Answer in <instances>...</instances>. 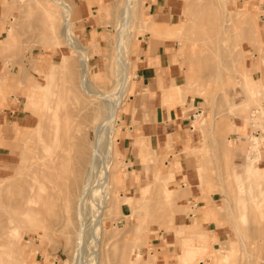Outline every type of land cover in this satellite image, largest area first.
<instances>
[{
	"label": "rangeland",
	"instance_id": "374dc122",
	"mask_svg": "<svg viewBox=\"0 0 264 264\" xmlns=\"http://www.w3.org/2000/svg\"><path fill=\"white\" fill-rule=\"evenodd\" d=\"M66 1L73 7L74 33L90 55V74L94 82L91 91L119 92L116 40L127 0ZM135 3L137 13L130 31L127 30L130 34L125 33L129 42L124 53L130 89L122 91L124 104L115 125L110 197L101 221L104 231L96 232L101 241L96 236L97 239H90L95 232L86 226L89 230L85 229V239L78 240L79 245L76 239L81 227L80 214H86L87 219L83 215L86 225L93 218L87 208L92 204V194L87 193L91 196L86 195L81 210L80 200L84 197L81 198L83 192L79 188L91 167L95 131L105 122L108 113L99 101H92L94 97L81 93L83 63L62 36V10L50 0H0L1 259L16 262L15 258L18 260L20 255V261L23 259L26 264H52L51 255L58 254L64 257V264H89L92 252L101 243L99 264H162L160 258L164 264L170 261L179 264V254L183 257L182 264H220L221 258L227 255H231L229 264H264V216L261 213L264 197L258 191V183L264 188V177H249L242 171L248 154L235 149L237 133L210 135L208 127L203 135L195 130L191 139L193 148L187 150L182 145L184 137L175 138L162 132L159 139L154 129V155L142 164L136 157L132 164L130 157L134 154L130 149L125 150L123 144L126 139L130 144L133 140L122 122L126 114H132V101L137 98L140 106L143 94L149 90L138 88L136 51L156 39V46L169 45L165 51L170 56V65L175 68L169 87L173 85L184 92L170 107L163 103L167 91L161 89V106L167 111L177 109L187 114L186 117L199 110L200 115L192 118L195 119L192 125L204 120L208 123L225 120L232 128L241 126L246 119L249 138H240L246 142L245 146H251L250 153L256 149L255 139L258 138L260 153L249 155L259 157L261 160L256 165L264 168V121L256 120L257 109L264 108V91L251 101L242 74L246 70L255 85L258 82L264 87L260 22V15L264 13L256 8L255 0H167L155 7L152 0H136ZM84 5L89 9L86 14ZM254 19L260 30L258 36L252 25ZM52 21L57 28L54 32L51 31ZM167 26L182 30L166 36ZM51 64L60 66L53 77L58 86L53 84V87L61 100L49 104L52 109L46 118L45 93L35 92L33 86L47 85ZM147 114L149 112L144 113ZM148 119L155 128V116ZM161 143L166 146L164 155L160 154L164 151ZM176 162L175 178L167 183L176 194H172L173 199L169 201L164 194V179L173 172L171 166ZM98 166H102V161ZM235 168L240 173L238 178ZM133 174H139L138 184H132ZM262 200L261 205H255ZM99 206L95 209L100 210ZM191 216H195L191 222L195 220L203 225L202 232L209 239L200 235L199 241H207L208 251L196 249L195 258L188 263L175 237V225L186 224L181 217ZM16 228L20 229V237L14 243L15 258L10 259L2 254L1 245L11 240L10 232ZM231 249L234 252H230Z\"/></svg>",
	"mask_w": 264,
	"mask_h": 264
},
{
	"label": "bare ground",
	"instance_id": "6f19581e",
	"mask_svg": "<svg viewBox=\"0 0 264 264\" xmlns=\"http://www.w3.org/2000/svg\"><path fill=\"white\" fill-rule=\"evenodd\" d=\"M50 1L55 3L62 10V13H63L62 14V16H63L62 36L64 37L66 44L70 48L74 49L78 53L79 58H81L80 61L82 60L81 63H83V65H82V69H81V73H80L81 74V80H80L81 93H83V95L94 97V99L92 101H95V100L97 102L99 101V103H101V105H103V107H104L103 109H105V111L108 113V117L105 120V122L101 126H99L96 129V131H95L96 140H95V144H94V156L92 157V160H91V162H92L91 163V167L87 170V173H86V176H85V179H84V183L82 184L81 189L79 188V190H81L83 192L82 195H81L82 197L81 196L80 197L81 198L84 197L83 199L80 200V202H81L80 203L81 204L80 205L81 206V210L83 209V207L85 205L86 197L87 196L89 197L92 194V201H91L92 204L90 203V206L87 207L88 206L87 205L86 207L89 208L88 210L92 214L93 218H91L89 223H87L88 225H86L85 218L87 219V216H85L86 214L81 213L80 212L81 210L79 211L81 213L80 214V219H79L80 222H81V227H80V230H78L79 233L77 231L79 238L76 239L77 242H78V240L80 242L82 240H84L85 239L84 238L85 229H88V228H85V227L89 226L90 227L89 229L93 228L94 232H95L94 237L90 236L89 238L90 239L91 238H93V239L94 238L95 239L98 238L101 241V239L99 237H101L100 234L104 231V228H103L104 223L102 225L101 221L104 218V214L106 213L105 212V209L107 207L106 204H107V202L109 200L108 197H110V195H109L110 176H111L110 169H113L112 167H113V157H114V144H115V141H116V139H115L116 126L115 125H116V122H117V117H118L119 110L123 107V104H124L123 103L124 102V98L121 97L122 91L127 90V89L129 91V89H130L129 67H128V63L126 62V56H125L126 53H124L129 48V42L127 41L128 36L126 38L125 33L126 32H127V34L129 33L127 30L131 27V25H132L131 23L134 20V17L136 16V13H137L136 12V3H135L136 0L135 1L134 0H127L126 1V5H125V7L123 9V12H122V15L120 17L119 36L117 37V40H116V46H117V51H118V69H117L118 71L117 72H118V75L120 76L119 77L120 78L119 79V83L117 85V87L119 88L118 89L119 92H117V93L114 92L112 94L93 93L91 91V87H92V85H94V82L92 81L91 74H90V70H91L90 62H89L90 55L88 54L87 50L85 49L83 44L78 39L77 35L74 33L73 23H72L73 7L69 3H67L66 0H50ZM242 13H243V10H242L241 14ZM248 14H252V13L249 12ZM246 16H248V15H246ZM239 19H241V18H239ZM53 20L56 21L55 16H53ZM54 21L51 22V27H52L51 31H53V32L57 29L56 26H55V22ZM148 21H149V19H148ZM252 25L256 28L254 31H255V33L258 36L260 30H259V28L256 27L255 19H254V22H252ZM181 30H182V28L179 29V30L173 29V30H171L170 35H174L176 33L178 34V33L181 32ZM129 31H130V29H129ZM192 50L194 51V49H192ZM199 50H201V49H199ZM65 59L66 58H64V62H65ZM64 62L62 64V66H64L66 64ZM58 67H60V66L59 65H55V64H51L50 65L49 73H48L47 85H45V86H40V85L33 86L35 92H38V90H41V91H43L45 93V100H44L45 111L44 112H46V113L49 112L52 109L49 106L50 103H52L54 101L56 102L58 100H61L59 98V96L57 95V92L55 91L56 89L54 90V87H53V84L57 85V83H55L56 81L54 82L53 79L55 78V76H54L55 75V70L59 69ZM244 67L246 69V66H244ZM242 74L244 75V77L246 79L245 80V88L248 90L249 93H251V101H255L254 100L255 97H257L259 95V93H261V91H264V87H260V85H258V82H257V85H255L254 84L255 80H253L251 77H249V75L246 73V70H244L242 72ZM57 106H59V105L57 104ZM256 114H257L256 115V120L257 121H261V122L264 121V108H263V106L260 108V110L257 109ZM45 116L47 118L49 116L48 113ZM60 116H62V115H60ZM51 117H53V116H51ZM54 123L57 124L58 120L56 119ZM42 128H41V132H43ZM38 130H40V129L38 128ZM106 130L108 132H106ZM46 131H44V133ZM56 131H57V128L54 129V133L57 134ZM40 133H39V135H40ZM39 135H37V136H39ZM60 136H61V134L59 135L58 139H60ZM257 139H255V142L257 143L256 146H255L256 149L252 150L250 154L256 153V152L258 154L260 153L259 152V146H258L260 143L258 142ZM47 140H48V138H47ZM56 141H58V140H56ZM37 142H36V144H37ZM45 145H47V144H45ZM246 157H247L248 161L245 164V166L242 168V171L246 175H248L249 177H256V178H261L262 179L264 177V168H260V167H258L256 165L258 160H259V157H255L254 158L251 155H246ZM100 158H101V160H100ZM101 161H102V166L99 167L98 165H100ZM235 173H236L235 177L238 178L240 173L237 171L236 168H235ZM96 176H97L98 179L96 178V181L93 184L94 177H96ZM124 176H126V175H124ZM157 177H160V175H157ZM170 179H172V177L164 179L165 180L164 194L167 196V199H169V201H171L173 199L172 198V194L173 195L176 194V193L174 194L173 192H171V190L169 189V187L167 185V183L169 182ZM92 184L95 185V186H94V188L91 189ZM89 191L91 192V194L87 195V193H89ZM258 191L260 192V195L262 197H264V188H263L261 183H258ZM36 194H38V193H36ZM39 195H40V192H39ZM144 199L147 200V198H144ZM262 202H263V200L260 201V202L256 201L255 205L259 206V205L262 204ZM115 203H117V202H115ZM96 206H97V208L99 206L100 210H98L97 208L95 209ZM117 208H119V207L117 206ZM97 210L99 212L96 213ZM261 213L264 216V211H262ZM83 215L85 216V218H83ZM140 230L141 229H139V232H140ZM96 232L100 233L99 237L97 236ZM141 232H142V230H141ZM10 236H11V240H9L6 243H4L3 245H1V247H3V249H4V250H2V254L4 253L7 256H9L10 259L11 258L13 259V258H15V254L14 253H16V251H17V248H15L14 243L17 242V240L20 237V229L16 228L15 230H12L10 232ZM88 239L86 241H88ZM94 240H93V242H94ZM77 244L80 245L79 242ZM79 245H77V246L80 248L81 246H79ZM100 245H101V243L98 245L99 248H97V246H96L97 250L92 252V254H91L92 256L90 255L91 256V258H90L91 260H89L90 261L89 264H99V261H100V254H99L100 253L99 252L100 251ZM181 246L183 248V252H184V255H185V260L188 263L191 261L190 259L195 258V256H196L195 253L197 252L196 249H199V250L201 249L203 252L204 251H208V247H203V248L196 247L188 239H186L185 242L181 243ZM79 254L80 253H78V255ZM12 255L14 257H12ZM19 256H18V258H19L18 260L15 258L16 262L13 261V260L4 261V260L1 259L2 257H1V253H0V264H26V261H24L23 259H21V261H20V257L21 256L20 257ZM246 256L249 257V254L247 253ZM230 257H231V255H227L225 257V261L221 262V263H224V264L230 263L231 262V258ZM202 258H204V257H202Z\"/></svg>",
	"mask_w": 264,
	"mask_h": 264
},
{
	"label": "crops",
	"instance_id": "0c3cea01",
	"mask_svg": "<svg viewBox=\"0 0 264 264\" xmlns=\"http://www.w3.org/2000/svg\"><path fill=\"white\" fill-rule=\"evenodd\" d=\"M167 0H155L153 2L152 0V4H154V7L157 6V4L159 3H165ZM103 2L105 3L106 0H103ZM256 3V8H259L260 11L262 13H264V0H255ZM153 7V6H152ZM84 13H88L89 9L87 7V5H84L83 7ZM156 13V12H155ZM155 15V14H154ZM260 22H262V32H261V40L264 43V14L260 15ZM166 36L170 35L171 30H173V28L170 27H166ZM157 30V29H155ZM165 36V37H166ZM158 43V41L156 39H154L149 46H145L143 48H139L136 51V57L135 60L136 61V66H137V83H138V88L142 90H144V88H149L148 92L145 91V93L143 94V97L141 98V104L139 106L138 103V99L136 98L135 100H133L132 102V114H126L124 116L125 121L122 120V122L125 123L126 128H128L130 130V136L132 137L133 143L130 144L129 139H126L124 144H123V148L125 150L130 149L132 151L131 154H134L132 157V159H130V162L132 164H135L134 162H136V157L138 158V161L142 164L145 163L146 159L148 158V161L150 160V156L154 153L152 152V147L154 144V140H155V133H154V129L156 130V134L157 136L160 137L163 136L161 135L162 132L163 133H170V135H174L173 137H184L183 141H182V145L184 148H187V150L193 148L191 146V139L193 138L192 133L195 130H200L202 132V134H206L207 128L209 130L210 135H212V133L214 134L215 132L219 134V132L224 133V132H236L237 134H235L236 136H239L236 140L235 143V149L239 152H245L246 154L249 155L250 153V148L251 146H245L246 142H243L241 140L240 137H242L243 139H245L244 136H247V129H248V123H246V119H243V123L241 126H236V127H229L228 125V121H218L215 122L214 120L211 121V123H208L207 120H204L200 123H198L197 125L193 124L192 122L195 121L192 120V118H196L197 116H199L200 111L197 110L193 115H189L188 117L187 114L180 112L177 109H171L169 111H167L166 109H164V107L161 106V100L162 97L160 96V90L162 89L163 91H167L166 95L164 96L163 99V103L169 105L170 107H173L174 102L177 98V96L179 97H183L184 92L181 88L176 87L170 85L171 83V79H172V71L173 69H175L172 65H170V56L169 54L165 51L167 47H169V45H164L163 47L161 46H156ZM169 89H168V88ZM188 88V87H187ZM155 90V91H154ZM189 90V89H188ZM147 93V94H146ZM148 113L147 115H144V113ZM155 112V114H154ZM156 118V123H155V128H154V123H148L149 122V117H154ZM123 117V116H122ZM147 117V119H146ZM252 118V116H251ZM201 119V118H200ZM214 121V127L212 122ZM132 123L136 124V127L132 126ZM189 126V128H188ZM213 127V129H212ZM125 128V129H126ZM169 129L171 132H169ZM194 129V130H193ZM168 131V132H166ZM127 131L124 130V133H126ZM190 132V133H189ZM220 133V134H221ZM132 134V135H131ZM137 140V144H135V141ZM163 140L165 141V138H163ZM170 140V139H169ZM173 140V138H172ZM167 141V140H166ZM129 142V143H128ZM128 143V144H127ZM160 146L162 145L159 144ZM127 148V149H126ZM161 148L164 151H161V155H164L166 153L165 149L166 146H161ZM194 149L200 150V147H195ZM161 150V149H159ZM154 155V154H153ZM260 158L258 160V162H260ZM177 166V162L175 164H172L171 166V170L173 172H171L170 174H168L165 178H170L172 177V179L169 180V182L171 180H173L175 178V169ZM201 169V167H200ZM139 179L140 176L139 174H133L132 178H131V182L132 184H138L139 183ZM168 182V183H169ZM190 218V219H189ZM195 219V216H191L185 218V217H181V219L186 223V224H176L175 228V237L178 241H180V243L185 242L186 239L190 240V242L193 243L194 246L199 247V248H203L206 247L207 244L205 242H201L200 240V235L204 234L206 235V239L208 240L209 236L205 233L202 232V228L203 225L201 226L200 224L196 223L195 220L193 222H191L192 219ZM177 219V218H176ZM190 220V221H189ZM189 228V229H188ZM190 235V236H187ZM230 252H233V249H231ZM246 252V251H244ZM248 253V252H246ZM245 253V255H246ZM249 254V253H248ZM180 255V254H179ZM179 255H177V259L180 260V262H178L179 264L181 263V259L183 257H180ZM52 256V264H64L65 259L63 256H59L57 255H51ZM182 256V254H181ZM250 256V254H249ZM176 257V256H174ZM174 257H170L171 260L174 259ZM226 257V256H225ZM225 257L221 258L220 260V264H222L221 262L225 261ZM169 258V257H168ZM160 263L164 264V260L163 258H160ZM169 264H177L175 262H171ZM229 264V263H228Z\"/></svg>",
	"mask_w": 264,
	"mask_h": 264
},
{
	"label": "built area",
	"instance_id": "2783aa9c",
	"mask_svg": "<svg viewBox=\"0 0 264 264\" xmlns=\"http://www.w3.org/2000/svg\"><path fill=\"white\" fill-rule=\"evenodd\" d=\"M125 99V98H124Z\"/></svg>",
	"mask_w": 264,
	"mask_h": 264
}]
</instances>
